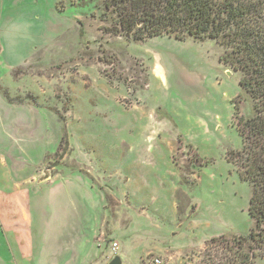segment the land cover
Segmentation results:
<instances>
[{
    "label": "rangeland",
    "instance_id": "1",
    "mask_svg": "<svg viewBox=\"0 0 264 264\" xmlns=\"http://www.w3.org/2000/svg\"><path fill=\"white\" fill-rule=\"evenodd\" d=\"M116 22L104 0H0V264H264L237 243L241 72L215 40Z\"/></svg>",
    "mask_w": 264,
    "mask_h": 264
},
{
    "label": "trees",
    "instance_id": "2",
    "mask_svg": "<svg viewBox=\"0 0 264 264\" xmlns=\"http://www.w3.org/2000/svg\"><path fill=\"white\" fill-rule=\"evenodd\" d=\"M117 15L119 35L144 42L159 36L215 40L226 49L223 61L242 74L235 121L243 148L233 160L251 188L249 215L254 228L239 237L255 256L264 254V0H104ZM115 28V27H114ZM250 102L252 112L242 114ZM243 256V263L251 257Z\"/></svg>",
    "mask_w": 264,
    "mask_h": 264
},
{
    "label": "water",
    "instance_id": "3",
    "mask_svg": "<svg viewBox=\"0 0 264 264\" xmlns=\"http://www.w3.org/2000/svg\"><path fill=\"white\" fill-rule=\"evenodd\" d=\"M110 264H122V259L120 257L114 258Z\"/></svg>",
    "mask_w": 264,
    "mask_h": 264
},
{
    "label": "built area",
    "instance_id": "4",
    "mask_svg": "<svg viewBox=\"0 0 264 264\" xmlns=\"http://www.w3.org/2000/svg\"><path fill=\"white\" fill-rule=\"evenodd\" d=\"M114 249H115V250H118V244H115V245H114ZM156 263H157V264H161V262H160L159 260H156Z\"/></svg>",
    "mask_w": 264,
    "mask_h": 264
}]
</instances>
